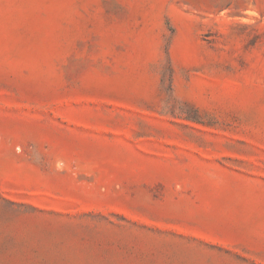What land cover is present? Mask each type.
I'll use <instances>...</instances> for the list:
<instances>
[{"label": "rangeland", "instance_id": "374dc122", "mask_svg": "<svg viewBox=\"0 0 264 264\" xmlns=\"http://www.w3.org/2000/svg\"><path fill=\"white\" fill-rule=\"evenodd\" d=\"M0 264H264V0H0Z\"/></svg>", "mask_w": 264, "mask_h": 264}]
</instances>
